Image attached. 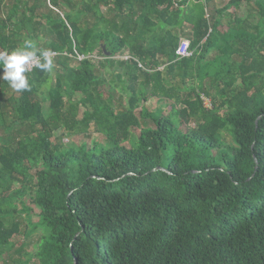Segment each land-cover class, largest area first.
<instances>
[{
    "label": "trees",
    "instance_id": "trees-1",
    "mask_svg": "<svg viewBox=\"0 0 264 264\" xmlns=\"http://www.w3.org/2000/svg\"><path fill=\"white\" fill-rule=\"evenodd\" d=\"M26 41L60 56L0 79L2 264H264V0H0Z\"/></svg>",
    "mask_w": 264,
    "mask_h": 264
},
{
    "label": "clouds",
    "instance_id": "clouds-1",
    "mask_svg": "<svg viewBox=\"0 0 264 264\" xmlns=\"http://www.w3.org/2000/svg\"><path fill=\"white\" fill-rule=\"evenodd\" d=\"M54 53L51 50L38 51L34 42L26 41L23 47L11 52L0 51V68L3 74L0 79L9 83V86L17 91H30L31 85L27 73L33 65L45 72H51Z\"/></svg>",
    "mask_w": 264,
    "mask_h": 264
},
{
    "label": "rangeland",
    "instance_id": "rangeland-1",
    "mask_svg": "<svg viewBox=\"0 0 264 264\" xmlns=\"http://www.w3.org/2000/svg\"><path fill=\"white\" fill-rule=\"evenodd\" d=\"M230 0H217V6L218 7H224ZM90 59H92L94 62L97 61V62H100V61H103V58L101 59H97L95 58L94 56H91L90 55ZM114 60L116 61H124L121 59V57H116L114 58ZM128 61V60H127ZM128 69V66H124L123 68L120 67L119 68V71L118 72H121V74L123 75V77H127L126 76V71ZM107 77V85L113 89H116L117 93L119 95H123V91H122V87H121V84L117 81L114 80V77L109 74V75H106ZM55 83V81H54ZM136 90H137V99H138V104L140 107H145L151 111L155 110L159 105L160 103H158L157 99H149V100H145V94L143 92L146 93V95H149V87H147L146 89L141 86L139 84V82L137 83V86H136ZM207 103H209V100H206ZM49 100H46V102L44 103V110L45 112L47 113L48 112V109H49ZM92 131V130H91ZM62 133V131H57L55 133L56 136H60ZM91 138L92 140H94L95 142H99L100 145L102 146H107V142H106V138L101 135V134H97V133H94V131L91 132ZM73 141V142H76L77 144H81L82 142L88 140L87 138H85L84 135H78V136H74V137H70V136H66L65 135V138H64V142H68V141ZM38 212V210L36 209V213ZM38 220V214L35 215L33 217V221H37ZM23 230V228H22ZM37 238L34 239V241H36ZM24 240V236H23V233H21V236L19 237H15L13 239V242H17V241H23ZM34 249V245L30 248V250H33ZM0 264H2V262L0 261ZM31 264H35L34 261L31 263Z\"/></svg>",
    "mask_w": 264,
    "mask_h": 264
},
{
    "label": "built area",
    "instance_id": "built-area-1",
    "mask_svg": "<svg viewBox=\"0 0 264 264\" xmlns=\"http://www.w3.org/2000/svg\"><path fill=\"white\" fill-rule=\"evenodd\" d=\"M190 45H191V41L189 39H181L178 49L176 51V55L178 59H184V58H189L193 55V51L190 49ZM52 51V50H51ZM54 53L52 59H56L60 56V53L57 51H52ZM67 54V53H66ZM85 59H90V55L86 56V55H78V60L79 61H83ZM122 59L124 61H129L132 60V58L130 56H124L122 57ZM140 66L142 67V65L140 64ZM38 67H36L35 65L32 66L31 68V72H33L35 69H37Z\"/></svg>",
    "mask_w": 264,
    "mask_h": 264
},
{
    "label": "water",
    "instance_id": "water-1",
    "mask_svg": "<svg viewBox=\"0 0 264 264\" xmlns=\"http://www.w3.org/2000/svg\"><path fill=\"white\" fill-rule=\"evenodd\" d=\"M105 51H106V49H105ZM106 54H107V56H111V53L110 52H107L106 51ZM155 170H163V171H166V169H164V168H157ZM76 264H77V262H76Z\"/></svg>",
    "mask_w": 264,
    "mask_h": 264
},
{
    "label": "crops",
    "instance_id": "crops-1",
    "mask_svg": "<svg viewBox=\"0 0 264 264\" xmlns=\"http://www.w3.org/2000/svg\"><path fill=\"white\" fill-rule=\"evenodd\" d=\"M182 39H184V38H182ZM186 39H188V38H186ZM117 57H119V58L121 57V59H122V57H124V56H117ZM114 58H116V57H113V59H114ZM122 60H123V59H122ZM118 73H119V72H118ZM111 75H112V74H111Z\"/></svg>",
    "mask_w": 264,
    "mask_h": 264
}]
</instances>
